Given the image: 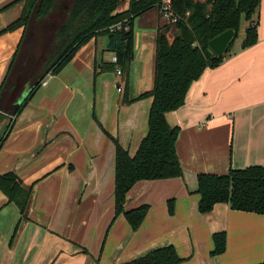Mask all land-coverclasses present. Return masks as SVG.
I'll return each mask as SVG.
<instances>
[{
    "label": "crops",
    "instance_id": "crops-1",
    "mask_svg": "<svg viewBox=\"0 0 264 264\" xmlns=\"http://www.w3.org/2000/svg\"><path fill=\"white\" fill-rule=\"evenodd\" d=\"M129 1L117 10H126ZM24 2L0 0V31L20 17ZM164 23L156 8L134 17L127 75L116 72L108 36L92 37L58 74L45 78L16 117L0 148V175L13 172L30 188V199L22 219L0 191V264H123L170 245L179 264L264 261V215L226 203L202 214L196 192L200 173L264 168V0L253 16L256 43L233 46L220 65L191 84L184 105L166 115L180 129L182 176L132 187L125 209L148 206L138 229L123 215L115 217V147L93 114L133 156L147 133L152 97L125 105L121 99L152 89L156 34ZM175 32L170 26L168 37ZM22 35L21 27L0 34V86ZM95 65L102 69L96 76ZM216 232H225L226 249L212 255Z\"/></svg>",
    "mask_w": 264,
    "mask_h": 264
},
{
    "label": "trees",
    "instance_id": "trees-1",
    "mask_svg": "<svg viewBox=\"0 0 264 264\" xmlns=\"http://www.w3.org/2000/svg\"><path fill=\"white\" fill-rule=\"evenodd\" d=\"M23 1V0H18ZM58 0H25L20 17L0 31V34L23 29V35L12 56L4 81L0 86V98L7 76L16 62L26 32L31 24L46 19ZM120 0H75L65 19L56 31V49L43 60L33 88L9 117L6 131L0 140V148L29 100L48 75L58 74L73 58L75 53L96 35H106L108 49L116 55L115 66L127 75L133 56V19L156 8L160 11L162 0H130L124 11H118ZM261 0H171V8L177 17L174 22H165L158 28L155 40L154 80L151 90L129 98L124 94L121 103L152 97L147 118V133L142 138L133 156L124 149L117 138L108 133L93 118L115 147L114 159V213L123 215L133 230L142 224L147 205L125 209L128 192L139 181H155L182 176V168L176 153V141L180 129L167 121L166 115L184 105L186 95L193 82L198 80L207 68L220 65L224 57L233 50L242 20L248 22L240 49L255 44L258 36L256 15ZM120 24L119 28L115 25ZM170 26L176 29L172 38L167 32ZM228 29L235 30V36L222 56H217L208 46L209 40ZM95 76L102 71L94 66ZM7 116L0 112V121ZM0 191L8 202H15L21 218L26 219L30 199V188L22 187L13 172L0 175ZM199 194L198 211L209 213L217 203H226L236 211L264 215V168L250 165L241 169H229L226 174L200 173L197 175ZM168 212L173 213V202L168 201ZM212 255H219L226 249L225 232L212 235ZM182 259L173 246L154 249L147 254L123 264H179ZM96 264H99L96 262ZM257 264H264V261Z\"/></svg>",
    "mask_w": 264,
    "mask_h": 264
},
{
    "label": "rangeland",
    "instance_id": "rangeland-1",
    "mask_svg": "<svg viewBox=\"0 0 264 264\" xmlns=\"http://www.w3.org/2000/svg\"><path fill=\"white\" fill-rule=\"evenodd\" d=\"M75 0H58L54 10L46 19L31 24L22 42L18 58L7 76L2 89L1 104L7 112L12 101L22 97L35 83L40 65L50 51H55L56 31ZM126 0H120L118 10L125 8ZM248 22L242 20L233 46H237L244 38ZM56 47V48H55Z\"/></svg>",
    "mask_w": 264,
    "mask_h": 264
},
{
    "label": "water",
    "instance_id": "water-1",
    "mask_svg": "<svg viewBox=\"0 0 264 264\" xmlns=\"http://www.w3.org/2000/svg\"><path fill=\"white\" fill-rule=\"evenodd\" d=\"M234 36H235L234 29L225 30L224 32L218 34L217 36L209 40L208 46L217 56H222L226 51L227 47L229 46V44L234 39ZM33 86L25 94H23L22 97H19L16 101H14V104L11 105L10 109L7 112H5L7 113L6 114L7 118H4L2 121H0V140L2 139L6 131V128L8 126L9 117H13L15 110L22 103V101L28 95L29 91L33 88ZM0 112H1V108H0Z\"/></svg>",
    "mask_w": 264,
    "mask_h": 264
},
{
    "label": "built area",
    "instance_id": "built-area-1",
    "mask_svg": "<svg viewBox=\"0 0 264 264\" xmlns=\"http://www.w3.org/2000/svg\"><path fill=\"white\" fill-rule=\"evenodd\" d=\"M159 12H160L161 18L165 22H174L177 19V17L175 16V14L173 13L172 8H171V0H162ZM115 27L119 28L120 24H116ZM113 61L116 62V57L113 58ZM116 72L119 75L121 73L120 69H117ZM45 84H46V80L44 79L41 82V85H45ZM117 89H118V91H120L119 87Z\"/></svg>",
    "mask_w": 264,
    "mask_h": 264
}]
</instances>
